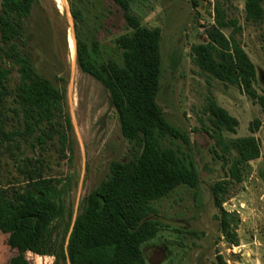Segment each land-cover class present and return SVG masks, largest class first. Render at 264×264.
Returning a JSON list of instances; mask_svg holds the SVG:
<instances>
[{"label": "rangeland", "instance_id": "rangeland-1", "mask_svg": "<svg viewBox=\"0 0 264 264\" xmlns=\"http://www.w3.org/2000/svg\"><path fill=\"white\" fill-rule=\"evenodd\" d=\"M63 2L60 6L58 0H37L15 46L63 92L61 122L66 126L70 121L65 128L66 145L61 148L56 138L42 145L28 139L19 141L18 147L2 148L0 186L19 190L26 186L29 174L38 170L45 178L62 180L64 221L58 228V242L67 244L84 199L108 179L112 162L128 158L130 145L122 137L109 93L82 72L77 58L80 39L89 46L96 41L102 59L121 63L115 39L128 32L123 12L112 0ZM1 6L2 0L0 11ZM217 7L228 23L222 32L227 38L233 36L255 65L253 88L264 99V15L259 21H248L244 0H133L131 5L143 26L161 29L157 103L167 120L189 135V147L180 140L174 145L190 154L199 173L197 189L181 186L154 203L152 217L163 229L143 247L147 264H219V258L225 264H264V104L202 71L192 56V47L206 42L209 30L216 26ZM73 10L80 12L81 19L75 18ZM8 47L0 31V48ZM3 63L11 72L8 85L14 90L19 67L8 57ZM209 99L237 120L235 132H223L228 142L251 136L258 141L260 156L241 168L240 182L230 177V163L225 165L217 156L222 152L205 112ZM256 121L259 127L252 133L250 127ZM236 157L235 150L227 155L230 161ZM221 182L226 193L218 208L213 188ZM223 211L229 214L235 244L233 233L221 228ZM16 254L8 236L0 232V264ZM28 258L33 264H70L31 253Z\"/></svg>", "mask_w": 264, "mask_h": 264}, {"label": "trees", "instance_id": "trees-1", "mask_svg": "<svg viewBox=\"0 0 264 264\" xmlns=\"http://www.w3.org/2000/svg\"><path fill=\"white\" fill-rule=\"evenodd\" d=\"M123 12L128 32L115 39L121 63L101 57L99 45L78 40L77 58L83 73L98 81L109 93L116 110L122 137L130 145L125 161H114L110 176L84 199L82 212L74 221L67 244L58 242L59 225L64 221L62 180L45 178L40 170L31 172L25 187L10 191L0 186V232L17 251L7 264H33L28 254L55 257L70 264H147L143 247L154 241L163 225L152 215L154 203L170 196L178 187L197 189L199 173L190 154L174 141L189 147V135L172 125L157 103L161 88V29L141 24L133 13V0H112ZM37 0H2L0 31V153L21 140L46 144L55 138L61 148L67 142L62 123L63 92L46 79L31 59L20 52L15 42L22 37L27 19ZM246 19L263 18L264 0H244ZM75 18L80 12L73 10ZM216 26L209 30L206 42L192 47L199 68L222 81L237 86L253 100L264 104L253 88L256 67L233 36L222 32L228 23L216 8ZM4 57L18 66L19 82L9 87L10 70ZM212 135L222 152L217 154L232 179L242 180L241 168L258 159L260 149L255 137L227 141L223 132H235L237 120L213 99L205 108ZM259 127L256 121L250 130ZM29 139V140H28ZM18 147V146H17ZM235 150L237 157L228 160ZM217 153V152H216ZM215 205L221 208L226 193L225 182L213 188ZM221 228L233 233L229 214L222 212ZM68 227V226H67ZM232 243H236V235ZM219 264H225L219 258Z\"/></svg>", "mask_w": 264, "mask_h": 264}, {"label": "bare ground", "instance_id": "bare-ground-1", "mask_svg": "<svg viewBox=\"0 0 264 264\" xmlns=\"http://www.w3.org/2000/svg\"><path fill=\"white\" fill-rule=\"evenodd\" d=\"M59 1V3H60V6H63L64 4V2H63V0H58Z\"/></svg>", "mask_w": 264, "mask_h": 264}]
</instances>
